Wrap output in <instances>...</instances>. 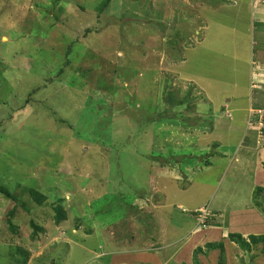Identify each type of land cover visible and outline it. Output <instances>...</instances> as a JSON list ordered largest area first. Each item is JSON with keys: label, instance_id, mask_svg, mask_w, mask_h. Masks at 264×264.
Wrapping results in <instances>:
<instances>
[{"label": "rangeland", "instance_id": "374dc122", "mask_svg": "<svg viewBox=\"0 0 264 264\" xmlns=\"http://www.w3.org/2000/svg\"><path fill=\"white\" fill-rule=\"evenodd\" d=\"M246 1L0 0V187L23 206L0 195V264H137L135 248L182 238L187 259L169 264H264L262 244L228 239L264 236V116L214 155L204 130L217 116L189 71L205 48L196 73L216 61L227 91L236 63L249 89L264 28H250ZM199 207L213 214L204 229ZM216 211L248 212L258 230L226 228ZM182 216L199 239L186 224L180 238Z\"/></svg>", "mask_w": 264, "mask_h": 264}, {"label": "crops", "instance_id": "0c3cea01", "mask_svg": "<svg viewBox=\"0 0 264 264\" xmlns=\"http://www.w3.org/2000/svg\"><path fill=\"white\" fill-rule=\"evenodd\" d=\"M246 2H247V6H246L245 11H246L247 18H249V24L251 26L250 28L253 29L254 23L261 26V28H264V0H247ZM236 4H237V0L235 2V5ZM235 5H233V6H235ZM205 26H206V24H205ZM260 40L264 41V38L260 39ZM253 48H254L253 51L254 50H256V51L261 50L262 55L257 56V54H256V59L258 60V62L257 63L253 62L254 68H253L252 72L250 73L249 89L245 88V86L243 84L241 85V88L238 87L239 86V84L237 83L238 69L236 66H239V65H237L236 63H232L230 65V67H231L230 69L233 73V79H231V81L228 80V82H229V86L231 88H234V89H230V87H228L226 85L225 89L227 91H221V92H219V90H220V85H219L220 75L218 73L219 67L216 68L218 66V63L216 61L213 64H212V62H210V65L214 66L215 69L211 68L209 71V74L204 70L202 72L199 71L196 73L194 65L196 64L198 66V64H200V63L203 64L205 62L206 53H204V52L207 51V49H205V48L200 49L201 52L198 50L195 53V55H197V57H198L199 62L193 63V65L191 66V68L189 70L190 74H191L190 76L194 80L193 82L195 83V87H196V85L199 87L198 90L194 89L196 91L195 96H199L201 94L204 95V98L202 97V95L199 96L201 106L205 111L204 113L207 116L209 114H213V115L217 116V119L215 120L216 123L214 124V126L213 125L211 126V129H209V132L204 130L206 132V134H208V140L209 141L207 142V144L209 145V147L212 145L216 146V148H215L216 151L215 150L213 151L214 155H222V149H223L222 144H224V141H225V143L232 142L231 144H233V146H236L237 148H239L240 147L239 145H241L240 140L243 137L242 133H243V130L245 127L244 122H248V120H249L248 117L252 116V115H254L255 119H259V120H261L264 116V59H263L264 47L263 46L257 47L254 44ZM202 64H200V65H202ZM196 78L198 80H196ZM208 83L211 84V87L207 86ZM236 89H238V90H236ZM214 91H216V93H213ZM200 92H201V94H200ZM192 96H194V93ZM205 102H207L208 104ZM249 111L252 112L251 115L248 114ZM218 113H220V115H224V117H226V119L224 120V119H221L220 117H218ZM235 115L236 116L239 115V117H240L239 123L232 122ZM246 116H247V121H245V119L244 120L242 119V118H245ZM229 120L231 121L230 124H228V125L222 124L223 121L225 122V121H229ZM220 125H222V127H220ZM233 133H236L234 135V136H236L235 139L231 138ZM226 134H228V136ZM225 137H226V139H225ZM229 138H230V140H229ZM229 148H232V146H230ZM243 148L248 150L246 148V145ZM236 154H237V152H236ZM196 168H198V167H196ZM211 168H212V166L210 165V166H207L205 168H201L197 172L202 173L203 171H206V170L211 169ZM155 189H156V187H155ZM156 204L160 205V203L156 202L153 205L155 208L160 207V206H156ZM182 208H183L182 205L176 206L177 210L184 211ZM199 209H202V208L199 207V208L195 209V211H199ZM216 213L223 215L222 221H223L226 228H230V229H233L236 231H239L243 228L244 230H246L248 232L251 231L254 233H256L258 230V228L256 227V223L252 220V218L250 219L248 212H245V213L241 212L242 214H239V213L230 212V211H229V213L216 211ZM194 217L195 216H193V218ZM188 218L189 217H187L185 219V217L182 216L181 223L176 226L177 228H180L181 231L178 229H173L174 231H180V233H181L180 238L182 237V235H184V234L186 235V233L187 234L189 233L192 235V233H190V232L192 231V229L194 231V224H193L194 220H193V218H191V220H190L192 222L191 226L187 225V223H185L186 220H188ZM154 219L157 221L158 226H164V225H162L163 219H160L159 216H158V218L154 217ZM184 224H186L187 227H191V228H187L186 233L182 232ZM236 226L241 227V229H238V227H236ZM251 226H254L253 229ZM198 230H195L194 233L198 232V235L196 233V236L199 239L201 235L199 234ZM230 231H231L230 233L234 234V232L232 230H230ZM156 236L157 235H155V234L153 235V237L155 239H158V236L157 237ZM180 242H184V238H182V240ZM180 242H177V240H176L175 242H172V243L167 242V243H165L166 245H162V246H158V247H151V246L147 245V247H145L143 249H136L135 248L134 252L137 254V257H138L137 264H147V263H149V264H167L168 263L169 264L168 261L173 262V261L180 260L179 258L184 259L185 256L187 259V253L188 252H185L186 255L184 254V252L182 250L184 245ZM208 243H205V246ZM200 244H203V243L200 242ZM173 246L174 247L178 246V247H176L175 252L171 256V258H169V259H167V261H165L164 260L165 259L164 253L167 252L168 250L172 249ZM205 246L203 248H205ZM199 247H200V249H202L201 246H199Z\"/></svg>", "mask_w": 264, "mask_h": 264}, {"label": "trees", "instance_id": "16d2710c", "mask_svg": "<svg viewBox=\"0 0 264 264\" xmlns=\"http://www.w3.org/2000/svg\"><path fill=\"white\" fill-rule=\"evenodd\" d=\"M66 61V64H65V66H67V64H68V60L66 59L65 60ZM60 73H62V71L60 70V72L58 73V74H60ZM57 163V162H56ZM162 166V165H161ZM162 168V167H161ZM262 168H263V170H264V164H262ZM155 178H157V177H155ZM261 191L259 190L256 194H258V193H260ZM0 195H4L6 198H8L9 200H11V201H13V203H15V207H23L21 204H20V202H18L7 190H5L4 188H1L0 187ZM35 195V197L37 196V197H40V195H37V194H34ZM137 197L136 198H138V195H136ZM36 197V198H37ZM43 204V203H42ZM39 205H40V203H39ZM130 211V210H129ZM17 214H19V213H17ZM211 214V213H210ZM199 215V212L198 211H196V212H194L193 213V216H195L194 218H196V216H198ZM56 222L57 223H60V222H62V221H64V220H66L65 219V214L60 210V212H58V216H56ZM213 219V214H211V215H208L207 217H206V221L204 222V224H197V222L195 221V224L196 225H198V228L200 229H204L205 227H206V225H207V223H208V221H210V220H212ZM38 229V228H37ZM39 229H41V231H42V228H39ZM33 234H34V232H33ZM34 237L36 236V234H34L33 235ZM228 239H229V241H231L234 245H236V246H239L240 248H241V250L242 251H244V252H246V250H248L247 248H251V247H255L256 245H258V244H262L263 245V247H264V236L262 235H251V236H249L248 237V241L246 242L240 235H237V234H230L229 236H228ZM200 249V248H199ZM205 250L206 251H220L221 252V250H223V246H222V244H220V245H215V244H210V243H208V244H206V246H205ZM18 251V253H20V257H21V259L24 261L25 259H23V256L26 254H28L27 253V251H23V250H21V249H19V250H17ZM249 252V251H248ZM23 264V263H22Z\"/></svg>", "mask_w": 264, "mask_h": 264}, {"label": "built area", "instance_id": "2783aa9c", "mask_svg": "<svg viewBox=\"0 0 264 264\" xmlns=\"http://www.w3.org/2000/svg\"><path fill=\"white\" fill-rule=\"evenodd\" d=\"M199 212V215L198 216H196V222H197V224L199 225V224H204V222L206 221V217L208 216V213H205V212H203V213H201L200 211H198Z\"/></svg>", "mask_w": 264, "mask_h": 264}]
</instances>
